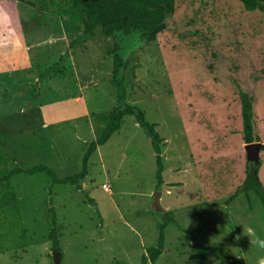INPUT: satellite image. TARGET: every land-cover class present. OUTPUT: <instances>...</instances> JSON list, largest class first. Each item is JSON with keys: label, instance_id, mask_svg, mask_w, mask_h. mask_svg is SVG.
I'll return each mask as SVG.
<instances>
[{"label": "rangeland", "instance_id": "1", "mask_svg": "<svg viewBox=\"0 0 264 264\" xmlns=\"http://www.w3.org/2000/svg\"><path fill=\"white\" fill-rule=\"evenodd\" d=\"M84 15L72 0H0L7 165L43 162L60 177L80 171L116 103L117 43L125 101L144 108L164 139V182L156 186L150 137L127 114L91 155L80 187L52 183L44 171L11 177L26 244H16L19 225L9 215L0 225L8 246L0 264H53L50 207L61 264H141L165 214L176 222L168 221L157 260L145 264H199L198 247L206 248L205 264H258L264 248L252 241L264 239V208L253 191L228 198L245 177L238 89L252 100L264 142V11L240 0H176L152 40L139 31L91 35ZM259 155L264 183V149ZM157 189L165 213L152 207Z\"/></svg>", "mask_w": 264, "mask_h": 264}, {"label": "trees", "instance_id": "2", "mask_svg": "<svg viewBox=\"0 0 264 264\" xmlns=\"http://www.w3.org/2000/svg\"><path fill=\"white\" fill-rule=\"evenodd\" d=\"M247 10L264 11V0H240ZM73 4L84 12V32L94 34L96 29L107 36L116 33L127 34L132 31H139L142 37L152 40L164 29V21L169 14L175 11L176 0H72ZM32 4L33 2L30 1ZM119 45L114 44L110 53L113 55L112 83L116 88L115 106L106 114L102 115L105 127L95 139L91 140L83 154L80 171L58 176L55 170L46 163L39 162L32 166L23 167L15 165L8 167L5 151L0 139V225L5 219L11 221L15 217L19 225L18 239L16 244H26V231L22 224L20 215L17 212V197L11 177L17 173H35L44 171L50 177L52 183L74 184L80 187V181L88 173L89 159L98 145L105 143L110 136L121 126L122 119L127 114H133L144 132L150 137L152 147L155 151L156 162V186L164 182L163 171L165 168L162 158L163 137L156 128V122L150 121L146 117L144 108L139 105L125 101L124 74L126 62L118 53ZM237 93L241 100L242 111V139L245 144V177L231 193L228 200L234 199L240 193L249 194L253 191L264 208V183L259 177V169L262 164L259 153L264 149V142L258 133L252 100L249 99L244 90L238 89ZM89 201H93L89 197ZM51 212L52 227L48 232L52 249L60 248L59 230L57 216L53 207ZM169 220L176 222L170 215H164L160 225L158 240L154 245L147 248L141 256V264L147 261L155 262L164 249L165 227ZM1 238V236H0ZM8 246H1L0 251ZM205 247H198L199 264H205ZM224 256L227 253L221 250Z\"/></svg>", "mask_w": 264, "mask_h": 264}, {"label": "water", "instance_id": "3", "mask_svg": "<svg viewBox=\"0 0 264 264\" xmlns=\"http://www.w3.org/2000/svg\"><path fill=\"white\" fill-rule=\"evenodd\" d=\"M161 192L162 191L160 189H157L154 192L152 207L156 208V209H160L163 213H165V209H164L162 202H161ZM51 255H52V263L53 264H61L62 251L60 249H52Z\"/></svg>", "mask_w": 264, "mask_h": 264}, {"label": "clouds", "instance_id": "4", "mask_svg": "<svg viewBox=\"0 0 264 264\" xmlns=\"http://www.w3.org/2000/svg\"><path fill=\"white\" fill-rule=\"evenodd\" d=\"M249 232L251 233L252 230L249 229ZM253 243L257 244L260 248H264V239L256 238L252 241ZM258 264H264V257H261L258 261Z\"/></svg>", "mask_w": 264, "mask_h": 264}, {"label": "built area", "instance_id": "5", "mask_svg": "<svg viewBox=\"0 0 264 264\" xmlns=\"http://www.w3.org/2000/svg\"><path fill=\"white\" fill-rule=\"evenodd\" d=\"M106 188H108V187H106Z\"/></svg>", "mask_w": 264, "mask_h": 264}]
</instances>
